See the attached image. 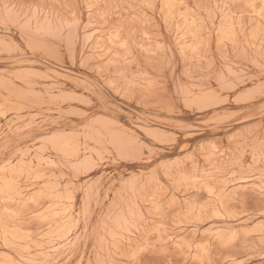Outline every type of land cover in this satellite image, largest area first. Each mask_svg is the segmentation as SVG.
I'll return each mask as SVG.
<instances>
[{
    "label": "rangeland",
    "instance_id": "1",
    "mask_svg": "<svg viewBox=\"0 0 264 264\" xmlns=\"http://www.w3.org/2000/svg\"><path fill=\"white\" fill-rule=\"evenodd\" d=\"M262 6L0 0V264H264Z\"/></svg>",
    "mask_w": 264,
    "mask_h": 264
},
{
    "label": "snow or ice",
    "instance_id": "2",
    "mask_svg": "<svg viewBox=\"0 0 264 264\" xmlns=\"http://www.w3.org/2000/svg\"><path fill=\"white\" fill-rule=\"evenodd\" d=\"M5 7H7V6L5 5ZM92 7H94V5H91V4L88 5V9H89V23L90 24L92 23V21H91V9H92ZM225 7H227V5ZM246 7L251 8V9L254 10L256 5L254 3H249L248 5H246ZM260 15H261L262 19H264V6H262L261 9H260ZM233 32H235V26L234 25H233ZM236 35H239V34H236ZM245 39H248V37L245 36ZM260 158H261L262 161H264V145H261V148H260ZM255 159H256V154L253 153V162H255ZM209 191L211 192V189H209ZM197 247H200V245H197ZM143 251H144L143 248L139 249V252H143ZM137 254H139V253L137 252V253H134L133 255L135 256ZM116 264H122V262L117 261ZM149 264H156V262H149Z\"/></svg>",
    "mask_w": 264,
    "mask_h": 264
}]
</instances>
